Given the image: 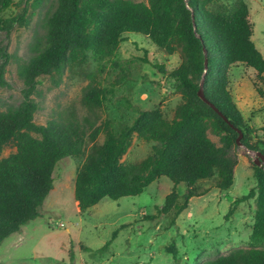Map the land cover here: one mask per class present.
<instances>
[{
	"label": "trees",
	"instance_id": "obj_1",
	"mask_svg": "<svg viewBox=\"0 0 264 264\" xmlns=\"http://www.w3.org/2000/svg\"><path fill=\"white\" fill-rule=\"evenodd\" d=\"M213 1H54L42 19L41 30L33 35L29 55L17 65L23 82L22 100L0 110V155L5 146L15 147L14 152L0 157V243L40 215L39 208L53 186L54 166L64 157L84 156L73 190L80 214L104 197L118 200L135 196L160 177L168 178L173 188L157 206L156 214L148 216L153 219L172 210L178 215L185 209L189 199L199 195L192 187L197 180L216 174L215 186L229 188L239 161V145L260 149L264 155V141L249 140V126L230 93V69L239 64L252 70L250 81L264 102V56L251 39L249 6L245 0H237L232 7L211 9ZM43 2L31 0L30 12L21 8L12 16H4L3 11L14 1L0 0V32L9 34L15 25H27ZM126 33L148 37L167 55L178 53L179 64L172 70L167 71L165 64L156 66L174 81L181 97L171 119L156 105L136 108L131 123L116 126H84L75 120L54 119L35 123L38 103L32 95L39 76L49 75L58 84L67 68L89 58L100 66L115 54ZM0 59L3 87L7 85L4 75L10 54L2 45ZM200 86L207 102L198 96ZM108 92L90 77L82 102L88 108L100 107ZM238 129L243 132L239 143ZM208 131L218 137L219 144L209 138ZM100 133L104 138L96 143ZM134 135L152 142L150 153L139 161H125L122 158ZM250 165L256 186L233 203L255 196L254 221L246 246L200 264H264V164L253 161ZM179 183L187 186L181 203L175 191ZM232 211L233 207L226 217ZM116 233L112 232V238ZM165 250L176 258L174 242ZM69 259H74L72 249Z\"/></svg>",
	"mask_w": 264,
	"mask_h": 264
},
{
	"label": "rangeland",
	"instance_id": "obj_2",
	"mask_svg": "<svg viewBox=\"0 0 264 264\" xmlns=\"http://www.w3.org/2000/svg\"><path fill=\"white\" fill-rule=\"evenodd\" d=\"M13 1L3 11L4 16H12L21 8L31 11V0ZM54 1L44 0L32 12L27 25H15L9 34L0 32V45L10 54L4 75L7 85L0 86V110L22 100L23 82L17 75V65L29 55L33 35L41 30L42 19ZM236 1L214 0L209 8L232 7ZM245 1L253 25L251 39L264 56V0ZM124 36L115 54L100 66L89 58L79 66L67 68L58 84L49 75L39 76L37 91L32 95L38 103L35 123L46 124L54 119L75 120L84 126H116L131 123L137 115L136 108L151 109L156 105L171 119L181 97L174 81L156 66L165 64L167 71L172 70L179 64L178 53H163L141 34ZM252 75V70L242 65L231 67L230 93L249 126V140L259 143L264 141V102L250 81ZM90 77L109 91L100 107L88 108L82 102ZM208 136L219 144L218 137L210 131ZM103 138L100 133L95 142L100 143ZM151 145L134 135L122 159L139 161L150 153ZM258 146L263 148L262 144ZM14 151L15 147L9 144L0 157ZM258 153L260 149L239 145V161L229 188L221 190L215 186L216 174L197 180L192 187L199 195L191 197L185 209L178 215L172 210L153 219L148 216L156 214L157 206L173 188L168 178L160 177L135 196L118 200L104 197L80 214L73 190L84 156L64 157L54 166L53 186L39 208L40 215L0 243V264H200L245 247L254 221L255 196L233 203L255 188L250 162L260 158ZM186 189L184 183L175 186L178 203ZM231 207L233 211L226 217ZM107 241L109 245L100 249ZM171 242L177 248L176 258L165 250ZM70 249L74 252L72 262Z\"/></svg>",
	"mask_w": 264,
	"mask_h": 264
},
{
	"label": "water",
	"instance_id": "obj_3",
	"mask_svg": "<svg viewBox=\"0 0 264 264\" xmlns=\"http://www.w3.org/2000/svg\"><path fill=\"white\" fill-rule=\"evenodd\" d=\"M198 96L203 100V101H205V102H207V100L205 99V97H204V94H203V89H202V87L200 86V88H199V90H198ZM211 105V104H210ZM212 106V105H211ZM215 110H217L216 108H215ZM238 137H237V142L239 143V140L241 139V137H242V135H243V132H242V130L241 129H238ZM259 154V156H260V158H258V157H256L253 161H254V163L256 164V165H260V164H264V161H263V159H264V155L262 154V153H258Z\"/></svg>",
	"mask_w": 264,
	"mask_h": 264
}]
</instances>
